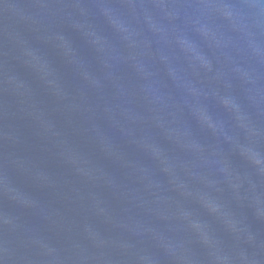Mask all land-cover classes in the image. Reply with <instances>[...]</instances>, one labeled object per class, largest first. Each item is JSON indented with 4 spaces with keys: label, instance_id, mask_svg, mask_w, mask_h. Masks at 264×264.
Listing matches in <instances>:
<instances>
[{
    "label": "water",
    "instance_id": "95a60500",
    "mask_svg": "<svg viewBox=\"0 0 264 264\" xmlns=\"http://www.w3.org/2000/svg\"><path fill=\"white\" fill-rule=\"evenodd\" d=\"M0 264H264V0H0Z\"/></svg>",
    "mask_w": 264,
    "mask_h": 264
}]
</instances>
